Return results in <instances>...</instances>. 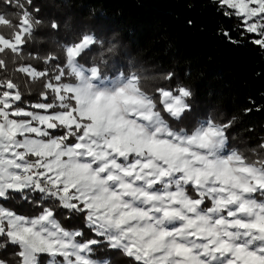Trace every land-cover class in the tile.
Wrapping results in <instances>:
<instances>
[{"label": "snow or ice", "instance_id": "6c2138e0", "mask_svg": "<svg viewBox=\"0 0 264 264\" xmlns=\"http://www.w3.org/2000/svg\"><path fill=\"white\" fill-rule=\"evenodd\" d=\"M213 3L264 51V0ZM0 4L12 10L0 11V264H112L99 253L125 264H264V141L251 155L232 147L235 117L186 125L191 88L167 72L147 90L148 77L116 59L114 37L85 32L60 54L27 51L40 9ZM10 61L43 81L36 102ZM13 195L36 211L7 207Z\"/></svg>", "mask_w": 264, "mask_h": 264}, {"label": "trees", "instance_id": "16d2710c", "mask_svg": "<svg viewBox=\"0 0 264 264\" xmlns=\"http://www.w3.org/2000/svg\"><path fill=\"white\" fill-rule=\"evenodd\" d=\"M33 2L40 9L37 15L43 23L38 31L40 39L30 43L27 51L60 54L61 44L85 32L105 40L114 37L116 59L140 69L148 77L144 81L147 90L165 85L160 76L167 72L175 73L173 84L179 80L191 88L192 111L185 118L186 125H194L207 114L222 121L235 117L230 129L232 147L251 155L264 141V51L241 39L234 30L237 22L222 16L213 0ZM0 11L10 14L12 10L0 4ZM53 21L60 25L58 31L51 29ZM224 28L231 30L239 43H230L221 34ZM26 62L37 70L47 67L35 60ZM14 67L10 61L8 75L20 85L26 103L36 102L43 84L14 73ZM245 109L251 111L245 113ZM3 203L20 214L36 211L18 195Z\"/></svg>", "mask_w": 264, "mask_h": 264}, {"label": "rangeland", "instance_id": "374dc122", "mask_svg": "<svg viewBox=\"0 0 264 264\" xmlns=\"http://www.w3.org/2000/svg\"><path fill=\"white\" fill-rule=\"evenodd\" d=\"M29 79L31 80L30 77H29ZM38 82H41V84H43L42 80H37L36 83H38ZM42 88H43V86H42ZM98 255L107 256L108 258H110L112 260V264H119V263H122L124 261L123 257L119 256L116 253H99ZM44 264H47V258L44 259Z\"/></svg>", "mask_w": 264, "mask_h": 264}]
</instances>
